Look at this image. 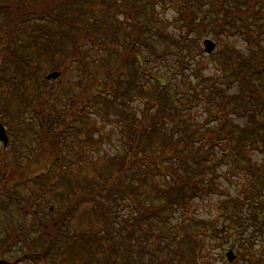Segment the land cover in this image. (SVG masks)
Returning <instances> with one entry per match:
<instances>
[{
	"label": "rangeland",
	"instance_id": "rangeland-1",
	"mask_svg": "<svg viewBox=\"0 0 264 264\" xmlns=\"http://www.w3.org/2000/svg\"><path fill=\"white\" fill-rule=\"evenodd\" d=\"M11 1L20 4L17 14L11 19L0 14V120L6 128L5 146L8 145L6 151L2 153L0 143V257L16 261V264H83L82 259H88V264H95L97 260L101 261L103 258V253L100 251L104 249L102 242L105 239L100 243L95 238L91 241L92 243L96 241L95 246L98 250L95 252L78 254L76 251L78 247L71 245L66 246L64 252L58 253L53 250L44 260L25 258L17 261L15 259L23 255L27 251L26 247L33 242L37 245L41 244L42 223L45 221L48 224L51 219L56 220L58 224L63 222L62 227H66L65 231L72 234L89 232L91 235L98 234L106 237L104 227L95 213V200H100L105 207H108L111 215L117 213L118 218L125 217L124 221H135L137 208L131 205L128 199L117 200L116 203L110 202V204L103 197L104 192L100 193V188L104 184L117 179L122 165L130 168L122 180L135 189L136 199L145 204H161L165 201L155 198L150 181L142 184L138 182L140 175L137 170H134V163L137 158L143 157L145 141L143 144L141 138L139 139L143 144V153L141 148L139 155L129 156L128 154L132 152L133 149L130 146L136 140L135 132H133L135 127L130 125L129 128L126 122L127 117L132 116L138 124L143 108L147 106L146 102L142 103L140 99L142 97L138 93L146 94V90L153 93L155 91L151 83L139 76L137 90L129 88V95H125L127 92L123 88V82L115 81L121 71L120 68H124L125 65L123 63L116 69L112 64L116 54L122 51L117 43L121 39L110 42L106 36L108 26L106 28L101 24L103 29L99 32L91 31L87 37L80 36L78 52H73L72 46H68L72 51L68 55L74 53L78 56L83 53L86 55L85 63L79 59L66 60L67 58L61 52L64 49L55 52L48 50V41L39 29L41 24H48L50 19L38 20L35 17V14H41L45 9L58 16L70 15V11L65 10L62 5L64 0ZM90 1L92 2L91 12L97 17V21L102 17L105 19L108 13L105 6L96 0ZM257 1L259 5L254 4L253 16H257L258 7L264 12V0ZM135 3L140 7L139 17L150 21L151 34L157 31L158 25L167 31L174 30L177 33L180 30V27L172 25L171 21L175 16L167 5L163 6L158 0H136ZM232 6L235 10L237 9L235 4ZM236 15L240 14L236 13ZM125 17V14L118 16L119 20ZM24 19L26 21L22 22ZM78 21L79 19L76 20L77 24H80ZM52 25L54 39L55 37L63 38L66 33L71 32L68 28L64 26L61 28L56 23ZM199 26V28L195 27L196 30L192 28L194 32L189 34L192 42L187 41L192 43V47L188 48L190 54L186 62L181 64L188 68L184 73L185 76L176 68L177 57L174 54L167 52L166 56H159L157 53L149 55V49L138 45L139 52L142 53L145 61V71L150 69L153 74L156 71L155 74L159 78L172 76L169 82L177 93L188 96L197 95L192 99L198 101H195L192 107L183 113L192 127L199 125L205 118L202 99L209 100L208 106L213 111L211 107L215 108L214 106L227 94L234 97L239 90L238 84L222 87L219 85V77L216 82L219 66L228 63V57H223L224 51L227 52L226 56L229 54L228 48H234L236 56L239 53L248 56L251 52L245 37L231 27L227 29V34L215 35L210 30L206 31L207 28L203 33L197 32L202 28V25ZM123 35L120 37L123 38ZM252 36L258 37L264 46V16H258L255 21L252 19ZM210 41L215 46L208 54L205 52L204 44ZM105 44L108 45L107 50L98 49L99 45ZM91 47L94 48L91 49ZM156 47L159 51L162 46ZM252 60L255 65H264L261 53L253 45ZM166 70H172L173 73H165ZM52 72L59 73V76L51 80L45 79ZM213 82L217 84L214 88L207 90L214 85ZM114 84L118 85L119 90H113ZM206 84L210 85L201 91ZM99 86L106 87V96L98 95L96 89ZM215 88L225 89V95L221 99L214 91ZM36 96L38 101L42 98L43 102L38 104L35 100ZM185 102L182 101V103ZM239 103L237 99L232 100L224 113L228 120L245 126L244 117L237 116L241 115V113L238 114L240 111H236V109L241 110L238 107ZM233 106L236 109L232 108ZM150 111L152 113L153 110ZM41 112L44 122L56 124L47 133L41 131L40 125L34 118V114H41ZM259 114L264 118V113ZM30 116H32L31 120H29ZM120 125L128 128L126 134L119 130ZM217 128L215 122H212L205 127V130L212 132ZM54 134L55 136L49 139ZM122 140L127 142L125 148L122 147ZM216 142L220 144V149H226L223 140ZM206 146L205 144L201 147L204 150L202 153H206ZM216 146L217 144L214 145V151L218 153ZM14 148L15 160L12 159ZM135 151L138 154V150H133ZM243 151L246 154L244 160L235 161V164L228 157L214 159L207 163L211 158L205 155L201 165L192 164L194 171L192 170L191 177L195 191L200 193L198 196L193 194L184 199L181 205L173 208V211H162L160 218H151L143 223L139 220V225L142 224L147 230L158 233L163 247H172L170 239L173 235L179 239L185 234L188 235L185 237L188 239H185V253L182 251V254L176 256L165 249L162 250L163 252L156 250L155 255L161 261L169 259L168 264H264V216L260 214L261 210L264 211V153L254 148V145ZM60 153L63 157L62 164L56 160L55 163L52 159ZM126 154L130 157L127 163H125ZM151 156L162 157L159 150ZM115 158H119L121 162L119 161L118 164ZM248 161L250 164L247 163ZM114 164L118 165L117 169L114 168ZM256 176L262 179L259 180ZM9 190L11 194L13 192L16 199L7 205L9 201L6 196H11ZM19 199L24 209L20 206ZM235 213L238 216L237 219ZM34 214L35 217H33ZM257 223L260 224L259 227ZM134 227L132 237H136L131 240L123 235V231L115 233L114 230H110L112 237L110 239L106 237L111 244V247H107V264L157 263L154 253L149 250L154 247L151 243L155 239L144 231L150 237L140 239L141 248L137 239L143 237V233L140 234V227ZM194 239L198 240L199 258L195 248L192 247ZM127 242H130L132 257L124 252L122 246ZM229 250L234 255L231 261L226 257ZM169 257L172 259L170 260Z\"/></svg>",
	"mask_w": 264,
	"mask_h": 264
},
{
	"label": "trees",
	"instance_id": "trees-1",
	"mask_svg": "<svg viewBox=\"0 0 264 264\" xmlns=\"http://www.w3.org/2000/svg\"><path fill=\"white\" fill-rule=\"evenodd\" d=\"M46 1L49 2L54 0ZM96 1L105 6V9L107 10L108 13L105 19L102 17V19L97 21V17L93 16L91 12L90 5L92 2H89V0H64L62 5L65 10L70 11V15L68 16H58L55 15L54 12L47 11L45 9L41 14H35V17H37L36 19L38 20H44L45 18L50 19L48 20V24L43 23L39 26V29H41L43 32L42 36H44L48 41V50L50 52L64 49V51L61 52L63 53L64 57L67 58L66 60L74 59L72 61H75L79 59L82 60L83 63L86 62L85 54L81 53V55L79 54L76 56L73 53L74 55H68V53H72V51L69 49L70 45L74 50L73 52H78L80 46V36L87 37L91 31L99 32L100 29H103L101 24L106 26V28L108 26L106 31V36L109 38L108 40L113 42L121 39L118 40L117 43L121 48L120 50L122 51L121 53L116 54L114 58L115 60L112 62V64H114L116 69L119 68L123 63L125 65L124 68H120L121 71H119V74L115 79V81L119 83L123 82V88L125 89V92H127L125 95H129V88L137 90L139 87V76H142L143 79L145 78L146 81L151 83L154 87H152V89L155 91L154 93L150 92L149 90L145 91L146 94L138 93L142 97L140 98L142 99V103L144 101L146 102L145 104H147V106L143 108L142 117L139 118L138 124L135 123L132 116L127 117L126 122L128 123L129 128L130 125L135 127V131H132L135 132L134 137L136 140L131 144V146H129L133 150H138V154L136 151L133 152V150L130 153L128 152V154L129 156L139 155L141 153V148L143 153V144L145 141L144 155L143 157L141 156L142 158L138 156L139 158H137V161L134 163V170L139 172L140 177L138 182L142 184L144 182L150 181L151 184H149L153 187L155 198L159 200L161 198L165 201L161 202V204H145L141 203L138 198L136 199L135 189L128 184H125L122 180V177L126 175L125 173L130 168L128 169L129 166L124 167L122 165L121 173L117 179H113L111 183L108 181V183L104 184L100 188V193L102 191L104 192L103 197L109 203H116L117 200L121 201L128 199L131 205L137 208V214L134 217L135 221H124L125 217H119L121 220H123L121 221L118 218L117 213L111 215L109 208L105 207L100 200H95L94 207L96 210L95 208L94 210L95 213H97L96 216L99 222L104 227L106 237H109V239L112 237L110 230H114L115 233H120L123 231V235H126V237H129L131 240L136 237H132L134 235L133 227H140V234L143 233V237H139L137 239L139 241V246H141L140 239H148L150 236L151 238L153 237L155 240H152L151 244L154 247L149 250L151 253H154V256L157 260L156 264H168L169 259L161 261L159 257L155 255L156 250L162 251L165 249L169 253L173 252L176 256H178V254H182V251L185 253L184 245L186 240H188L185 237L188 235L185 234L180 239L178 237L175 238V235H173L172 239H170V241H172V247H163V243L160 242L161 238L158 233L147 230L142 224V226L139 225V220H141L143 223L151 218H160L162 211H173V208L181 205L184 199H187L193 194L198 196L200 193L195 191L196 188L193 187L191 177L192 170L194 171V169H192V164L201 165L203 163L202 158L205 155L206 157L211 158V160L207 163L212 162L214 159L228 157V159H230L231 162L235 164V161L244 160L246 154L243 150L247 147L250 148L252 145H254V148H257L264 153V118H262V116L259 114L261 112L264 113V65H255L254 61L252 60V45L258 48V52L261 53L262 61L264 60V46L262 42L258 40V37L252 36V19L255 21L258 16H264V12L258 7L257 16H253V13L255 12V10H253L254 4L257 3L259 5L257 0V2L255 0H158L163 6L167 5L168 8L171 9L175 16L171 23L174 27H180V30L177 33L174 32V30L167 31L166 29H163L162 26L158 25L157 31L151 27V29H154L155 31L154 34H151L149 32L150 21H146L144 18L139 17L138 13L140 11V7L135 3L136 0ZM233 4H235L237 7L236 10L232 6ZM19 5L20 4L15 1L0 0V14L11 19L17 14L16 12L19 10ZM85 7L87 8L85 9ZM236 13H239L240 15H236ZM119 14H125L126 17L122 20H119ZM78 19V23L80 24H77L76 22ZM25 21L26 19L22 20V22ZM55 23L61 28L63 26L68 28V31L71 32L66 33L65 37L63 38L55 37V40L54 37H52V24ZM199 25H202L203 29L201 28L197 30V32L203 33V31L207 28L206 31L210 30V32H213L215 35L219 33L222 35L227 34V29L231 27V29L236 30L238 33L240 32L245 37V40L250 45L249 51L251 52L248 56H243V53H239V55L236 56V50L234 48H228L227 51L229 54L226 56L227 52L225 53L224 51L223 57H228V63H224L223 65L219 66V75L217 74L216 76V82L219 77V85L222 87L226 88L228 86L231 87L230 85L232 84H238L239 90L236 92V94H234V97H231L229 94H227L222 101H219L214 106L215 108L211 107L214 109L213 111L208 106L209 100L206 101L205 99H202L204 104L203 108L205 109V118L199 123V125L192 127L190 122L185 118V116H183V113L184 111L189 110L195 101H198L192 99L196 98L197 95L188 96L177 93L169 82L172 80V76L168 78H159L155 74L156 71L154 74L150 71V69L145 71V61L142 58V53L139 52L140 47L138 45L149 49V55L157 53L159 56H166L168 55L167 52L174 54L177 57L176 68H178L179 71L182 72V75L185 76L184 73L188 68L184 67V65L181 66V64L186 62L187 56L190 54L188 48L192 47V43H188L192 42L189 34L194 32L193 30L195 27L199 28ZM121 35H123V38L120 37ZM93 44L95 45V43ZM157 45H161L162 47H160V50H163L157 51ZM97 47L98 45L96 48ZM93 48L94 47H91V49ZM107 48L108 45L105 44L99 45L98 49L107 50ZM67 49L69 50L65 51ZM171 72L173 73L172 70L165 71V73ZM122 74L124 75L122 76ZM202 81L203 79L200 82L202 83ZM216 82H213L212 84L214 85H211V87L207 90L214 88L215 84H217ZM115 84L113 90H119L118 85ZM209 85L210 84L204 85L201 88V91L205 90V88ZM106 87L108 88L107 85ZM106 87L99 86L98 89H96L98 95H101L100 97L106 96ZM41 89H43V87H41ZM214 91L219 94L220 99L225 95L224 93L226 92L223 88L222 90L215 88ZM35 98L38 104L43 102L42 98H40L39 101L37 96ZM234 99L240 101L238 107H240L241 110L236 109L234 106L232 108H235L236 111H240L238 114L241 113V115L235 114L237 116L244 117V120L246 121L245 126L239 125V123L236 121L228 120L224 113L229 107L231 101ZM182 101L186 102L182 103ZM150 110H153L152 113ZM252 110H254L253 116ZM34 118L40 125L39 127L41 128L42 132L47 133L56 126V124L53 122H44V116L42 112L41 114H34ZM31 119L32 116L29 117V120ZM212 122H215V126L218 128L215 131L212 130V132H207L205 127H208ZM118 127L121 132L123 131L125 134L128 132V128H125L123 125ZM53 136H55V134L51 135L49 139H52ZM140 138L141 141H143V144L141 141H139ZM220 140H223L226 149H220V144L216 142ZM122 144V147L125 148L127 146L126 140H122ZM205 144L207 145L205 149L206 153H202L204 150L201 147H204ZM216 144V147H218L219 150L218 153L214 151V145ZM140 145L142 147H140ZM158 150L160 156H162L161 158H155L154 156H151L153 153H158ZM128 154H126L125 163L129 161L130 157H128ZM61 158L63 157L60 153L59 156L56 155L52 159L54 162L56 160L62 164ZM114 160L119 164V158H115ZM203 160L205 159L203 158ZM247 163L250 164L249 161ZM114 166L115 169L118 168V165L114 164ZM257 178L259 180L262 179L260 176ZM250 197H252V195ZM18 201H20V206H23L22 209H24V205L21 203L22 201L20 199ZM24 202L30 203L25 200ZM262 212L264 213V211L261 210L260 214L264 216ZM33 217H35V214ZM235 217L236 219L238 217L236 213ZM231 218L233 219V217ZM259 218L260 216L258 215V219ZM34 221H36V219H34ZM55 221L56 220L51 219L48 224L43 221L42 228L40 230V238L43 240L41 244L37 245L36 242H31L32 245L30 244L29 247H26L27 251L24 252V254L20 257H17L15 260L21 261L25 258H39L44 260L45 257L47 258V255L53 252V250L58 253L61 251L64 252V248L71 245L78 247L76 250L78 254H84L88 252L90 253L91 251L95 252L98 250L95 246L96 241L94 243L91 242L95 238L97 241H99V243L102 242L101 240L105 239V241L102 242L104 249L100 251V253H103V258L101 261L97 260L95 264H107V247H111V244L108 243L109 240L104 235H91L89 232L72 234L65 231L67 229H65L66 227H62L64 224L63 222L58 224ZM257 224L259 227L260 224ZM142 228L144 230H142ZM253 230L254 233L257 232L255 231V227H253ZM144 231L150 236H147ZM192 242L194 243L192 247L195 248L197 255V253L200 251V249H198V240L194 239ZM91 244H93L94 247L91 246ZM44 245L45 248H43ZM122 246L124 252L128 253L129 257H132L130 242H127ZM199 257L200 255L198 258ZM169 258L170 260L172 259V257ZM87 260L82 259V263L88 264ZM0 264H16V261L6 260L1 256ZM127 264L129 263L127 262Z\"/></svg>",
	"mask_w": 264,
	"mask_h": 264
},
{
	"label": "water",
	"instance_id": "water-1",
	"mask_svg": "<svg viewBox=\"0 0 264 264\" xmlns=\"http://www.w3.org/2000/svg\"><path fill=\"white\" fill-rule=\"evenodd\" d=\"M214 46H215L214 43L211 41L205 42V44H204L205 52L211 53L212 50L214 49ZM58 76H59V73L52 72V73L48 74L45 78L48 80H51V79H55ZM0 140H2L4 143L6 142V137L4 136V128L2 127L1 123H0ZM226 257L228 258L229 261L233 260L234 255H233L232 251L229 250L226 253Z\"/></svg>",
	"mask_w": 264,
	"mask_h": 264
},
{
	"label": "flooded vegetation",
	"instance_id": "flooded-vegetation-1",
	"mask_svg": "<svg viewBox=\"0 0 264 264\" xmlns=\"http://www.w3.org/2000/svg\"><path fill=\"white\" fill-rule=\"evenodd\" d=\"M1 145H2V149H1V152L3 153L4 151H6V149L8 148V145H6V146H4L2 143H1ZM15 155H16V153H15V148L12 150V159L13 160H15ZM10 191V195L11 196H9V201L10 202H12L13 200H15V196H14V194H13V192H12V194H11V190H9Z\"/></svg>",
	"mask_w": 264,
	"mask_h": 264
}]
</instances>
